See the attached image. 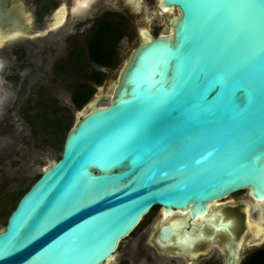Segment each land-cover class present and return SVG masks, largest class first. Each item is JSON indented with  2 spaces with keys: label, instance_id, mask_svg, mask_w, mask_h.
Segmentation results:
<instances>
[{
  "label": "water",
  "instance_id": "1",
  "mask_svg": "<svg viewBox=\"0 0 264 264\" xmlns=\"http://www.w3.org/2000/svg\"><path fill=\"white\" fill-rule=\"evenodd\" d=\"M158 9L178 15L141 28L105 102L77 114L0 231V264H108L156 207L195 220L239 192L264 201V0Z\"/></svg>",
  "mask_w": 264,
  "mask_h": 264
},
{
  "label": "flooded vegetation",
  "instance_id": "2",
  "mask_svg": "<svg viewBox=\"0 0 264 264\" xmlns=\"http://www.w3.org/2000/svg\"><path fill=\"white\" fill-rule=\"evenodd\" d=\"M129 3L0 0V166L27 150L30 137L23 122H36V116L40 119L41 111L36 109L41 102L33 104V92L26 101L23 97L30 79L40 75L48 61L60 60L54 66L61 74L67 73L68 63L73 73L87 75L86 84L95 91H108L112 85L108 78L116 68L90 64L89 46L113 45L120 59L121 43L132 35L129 25L135 20ZM122 17L128 21L124 38ZM140 29L136 31L139 37ZM96 72L105 76L100 85L90 80ZM31 136L39 139L37 132ZM163 213L156 207L146 216L122 241L114 264H264V201L247 191L216 201L200 219L177 211L170 216ZM164 228L171 233L164 235Z\"/></svg>",
  "mask_w": 264,
  "mask_h": 264
},
{
  "label": "rangeland",
  "instance_id": "3",
  "mask_svg": "<svg viewBox=\"0 0 264 264\" xmlns=\"http://www.w3.org/2000/svg\"><path fill=\"white\" fill-rule=\"evenodd\" d=\"M126 2V0H123ZM142 3L141 7L137 8L134 3H129L131 11L135 14L134 21H131L129 27L132 30V35L121 43L119 54L120 63L117 68L110 74L108 83H114L117 80L118 73L122 69L125 61L130 57L133 50L141 42L140 37L136 31L142 27H148L154 35L165 33L168 29V22L178 12L176 10L160 16L158 14V1L159 0H138ZM150 17V19H147ZM7 48L5 47V50ZM1 52V51H0ZM60 54V53H58ZM65 62V61H64ZM60 63V60L55 62L48 61L47 66L40 75L30 79V85L27 92L23 97L26 101L27 97L35 96L32 98L33 104L35 101H40L41 105L37 107L39 110L48 112L49 119H54V115L60 114L67 115L70 120V127H72L77 119V114L84 110L90 104L100 106L105 101L96 99L98 87L90 101L82 108L77 109L72 101L74 91L80 86L86 84L87 75L78 76L71 71L68 63L65 70L67 73H57L55 64ZM106 92H102L98 96H104ZM21 101H24L21 99ZM24 101V102H25ZM22 102V103H24ZM21 103V104H22ZM19 107H16L15 114L18 115ZM60 113V114H58ZM36 122H23L22 128L29 134V144L26 146L27 150L23 152V156L16 157L9 160L5 165L0 166V231L5 227L9 215L13 207L19 200V192L22 190H29L30 187L39 179L44 170L51 166L52 163L58 161L61 157L63 142H57L48 133V123L45 124L36 116ZM27 123V124H26ZM68 131V130H67ZM65 132V134L67 133ZM33 132L39 134L38 138L33 139ZM10 143H5L9 145ZM25 160V163H24ZM115 260L111 263L114 264Z\"/></svg>",
  "mask_w": 264,
  "mask_h": 264
},
{
  "label": "trees",
  "instance_id": "4",
  "mask_svg": "<svg viewBox=\"0 0 264 264\" xmlns=\"http://www.w3.org/2000/svg\"><path fill=\"white\" fill-rule=\"evenodd\" d=\"M121 38H124L127 29H128V21L122 17L121 21ZM115 46L104 44L101 46L90 45L89 46V60L90 64L100 65L105 68H117L120 63V59L115 55L114 51ZM105 76L99 72H96L94 76L90 77V80L94 81L97 85H100ZM95 93V88L91 85H80L73 94V103L77 108H82L90 99L93 97ZM60 114V113H58ZM49 114L46 111H42L40 119L43 123L47 124L49 127L48 133L52 136L57 142H65L66 136L69 130L73 127H70V118L67 115L60 114V116L54 115V119L48 118ZM68 130V131H67ZM67 133L65 134V132ZM28 191V190H27ZM26 190H22L18 193L20 198L27 192ZM19 198V200H20ZM19 200H17L16 205ZM16 205L13 207L15 209ZM12 210V211H13Z\"/></svg>",
  "mask_w": 264,
  "mask_h": 264
},
{
  "label": "bare ground",
  "instance_id": "5",
  "mask_svg": "<svg viewBox=\"0 0 264 264\" xmlns=\"http://www.w3.org/2000/svg\"><path fill=\"white\" fill-rule=\"evenodd\" d=\"M86 3V2H85ZM82 5V4H81ZM138 8V7H137ZM162 16L164 15L163 13L161 14ZM164 214V213H163ZM173 215V214H172Z\"/></svg>",
  "mask_w": 264,
  "mask_h": 264
}]
</instances>
